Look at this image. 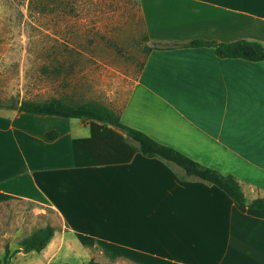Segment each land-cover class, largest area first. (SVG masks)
<instances>
[{
    "label": "crops",
    "instance_id": "1",
    "mask_svg": "<svg viewBox=\"0 0 264 264\" xmlns=\"http://www.w3.org/2000/svg\"><path fill=\"white\" fill-rule=\"evenodd\" d=\"M138 2L151 49L123 106L111 109L157 143L232 175L247 202L264 199V61L182 46L264 45V0ZM30 116L0 108V210L22 200L51 212L52 241L80 245L89 260L83 245L102 244L124 264H264V210L142 155L117 127Z\"/></svg>",
    "mask_w": 264,
    "mask_h": 264
},
{
    "label": "rangeland",
    "instance_id": "2",
    "mask_svg": "<svg viewBox=\"0 0 264 264\" xmlns=\"http://www.w3.org/2000/svg\"><path fill=\"white\" fill-rule=\"evenodd\" d=\"M144 37L138 0H0V103L58 98L119 110L146 57ZM42 124L49 125L36 128ZM32 210L26 201L4 203L0 262L4 256L5 264L88 262L80 245L52 239L40 252H24L20 242L52 215ZM83 246L92 247L97 264H124L107 258L106 245Z\"/></svg>",
    "mask_w": 264,
    "mask_h": 264
},
{
    "label": "trees",
    "instance_id": "3",
    "mask_svg": "<svg viewBox=\"0 0 264 264\" xmlns=\"http://www.w3.org/2000/svg\"><path fill=\"white\" fill-rule=\"evenodd\" d=\"M147 41V38L144 37ZM184 47H211L218 58H240L247 61H264V45L247 40H237L233 42L217 43L195 39L183 44ZM147 52L150 47L145 48ZM142 66V64H141ZM0 108L16 110L35 116H54L66 119H79L81 121L94 120L100 123L117 127L124 131L127 140L132 146L147 157H158L165 162L177 166L183 177L197 179L214 185L222 190L236 205L251 209L264 210V199H254L247 202L240 188L239 183L232 175H223L219 171L205 167L179 151L161 145L148 137L143 132L126 126L120 120L119 115L109 107L96 103H83L80 105H70L58 98H50L42 102L21 101L18 105L4 106L0 103ZM45 138L49 141L56 139L58 133L54 130L47 131ZM53 227L46 225L39 228L30 236L20 242L24 252H40L50 242L53 236ZM5 256L0 264H5ZM86 264H97L94 260H89Z\"/></svg>",
    "mask_w": 264,
    "mask_h": 264
}]
</instances>
